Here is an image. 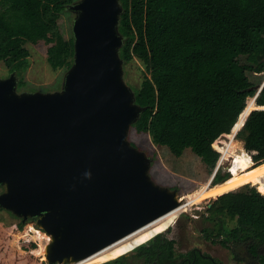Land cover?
<instances>
[{
	"label": "trees",
	"instance_id": "obj_1",
	"mask_svg": "<svg viewBox=\"0 0 264 264\" xmlns=\"http://www.w3.org/2000/svg\"><path fill=\"white\" fill-rule=\"evenodd\" d=\"M74 1L0 0V62L9 72L21 76L28 67L27 42L47 44L53 70L71 66L73 39L62 36L58 19ZM120 3L119 56L124 64L136 59L144 67L133 91L144 110L130 128L147 133L153 144L167 147L177 158L189 149L211 174L220 157L212 144L230 133L247 98L256 92L258 84L247 73L264 72V0ZM24 85L20 78L17 87ZM236 138L244 149L237 153V170L247 169L234 179L232 172L217 170L210 183L216 198L202 216L210 225L200 230L212 243L233 252L242 249L241 261L248 256L253 264H264V86ZM23 224L8 227L0 221V264H46L13 246ZM169 228L154 227L86 264H135L127 260L129 252L143 264H222L207 253H177L175 240L164 235ZM21 247L32 250L35 243Z\"/></svg>",
	"mask_w": 264,
	"mask_h": 264
},
{
	"label": "water",
	"instance_id": "obj_2",
	"mask_svg": "<svg viewBox=\"0 0 264 264\" xmlns=\"http://www.w3.org/2000/svg\"><path fill=\"white\" fill-rule=\"evenodd\" d=\"M66 9L73 59L60 89L17 92L15 71L0 78V208L49 236L46 264H77L182 201L151 179V158L128 139L144 108L123 78L120 0Z\"/></svg>",
	"mask_w": 264,
	"mask_h": 264
},
{
	"label": "rangeland",
	"instance_id": "obj_3",
	"mask_svg": "<svg viewBox=\"0 0 264 264\" xmlns=\"http://www.w3.org/2000/svg\"><path fill=\"white\" fill-rule=\"evenodd\" d=\"M76 1V0H75ZM74 14L65 10L60 14L58 19L59 30L65 39H69L72 36L71 24ZM25 47L29 51L28 57V67L25 71L18 76V79H23L25 85L22 87H17V92H53L57 91L61 87L63 76L66 69L53 70L48 62L46 56L47 44L44 41H39L37 44H32L27 42ZM241 61L244 62L245 59L241 57ZM8 68L3 62H0V78L4 79L9 76ZM144 67L138 60L134 59L132 62L124 64L123 63V78L128 86L134 91L137 89L143 79ZM249 79L255 84H261L264 82V72L262 73H247ZM254 96V95H253ZM234 133V138L236 134ZM129 141L139 150L145 152L152 160L151 167L149 170V175L151 179L158 185L177 188L179 196L184 197L188 193L194 192L201 188L203 184L208 183L209 195L205 199L198 203L192 204L187 208H182L177 211L171 217L161 220L157 224L150 226L148 229L132 236L125 237L122 240L117 241L113 245L109 246L107 249L101 253L95 255L91 259L79 263L86 264L94 259L114 252L115 250L125 247V245L135 239L136 237L148 232L154 227L161 226L164 224L169 225V229L164 232L165 237L172 238L175 240V251L177 253H185L191 249L197 248L203 253H207L212 257L219 260L222 264H253L252 259L246 256L245 261H241L240 258H244V253L242 249L237 248L235 252L231 249L222 246L219 243H212L210 240H206L203 237L201 228L203 226H209V223L202 222V216L206 215V210L210 206L211 202L216 198V193H214L215 186L209 184L211 174L207 170L206 166L201 162V160L194 155L189 149H186L181 157H175L169 149L165 146H157L152 143L150 135L147 133H138L134 128H130L128 134ZM230 142V138L225 135H221L212 144L213 148L220 153V149H224L226 145ZM241 142V149H238L235 155L226 160L220 161L218 159L219 170L222 172L228 171L233 173V179L239 178L243 175V172L247 168H239V159H237V153H244L243 142ZM236 186V184H231V187ZM252 186V185H251ZM255 187V186H254ZM256 188V187H255ZM236 189V188H234ZM0 192H2V187L0 186ZM0 221L3 222L8 227H13L21 222V220L15 217L11 212L0 208ZM35 228L45 234L41 229L35 226L34 221H27L23 224L22 229H29V227ZM17 234H19L17 232ZM16 234L13 246L24 253H31V250L23 251L21 244L24 242L35 243V248L37 247L36 241L30 239L32 236L29 235L28 239L19 238ZM132 235V234H131ZM130 236V235H129ZM34 248V249H35ZM33 250V249H32ZM130 253V252H129ZM127 254V260L131 263L133 261L135 264H143L141 259H136L132 256L133 253ZM34 255V254H32ZM36 256V255H35ZM38 257V256H36ZM41 259L40 257H38ZM249 261V262H248Z\"/></svg>",
	"mask_w": 264,
	"mask_h": 264
},
{
	"label": "bare ground",
	"instance_id": "obj_4",
	"mask_svg": "<svg viewBox=\"0 0 264 264\" xmlns=\"http://www.w3.org/2000/svg\"><path fill=\"white\" fill-rule=\"evenodd\" d=\"M254 105H255L254 96L248 97L246 100V106L244 108V111L242 112L241 116L237 120L236 124L232 127L230 133L223 134V135L228 136L230 138V142L226 145V147L224 149L219 150L221 153L220 161L233 157L235 155L236 151L238 149H241V146H242L241 142H240V140L234 138L235 137L234 133L236 131H238V129L241 128V126L243 125V123H244L245 119L247 118L249 112L253 109ZM207 189H208V183L203 184L201 186V188L197 189L196 191L188 193L186 196L182 197L181 204L177 208H175L174 210H172V211L168 212L167 214L161 216L160 218H158L157 220H155V221L151 222L150 224L144 226L143 228L135 231L134 233H132V235H130V236L128 235V237H132V236L148 229L150 226L157 224L161 220H164V219L171 217L172 215H174L177 211H179L182 208H187V207L191 206L192 204H198V203L202 202L205 199V197H207L209 195V192L207 191ZM18 233L19 234H17V235L19 238H23V239H27V240L32 239V240L37 242L36 243L37 247L35 249L31 250V254H34V255L40 257L42 260H44L45 259V247L49 241V236L46 234H43L41 231H39L35 228H32V226H30L29 229L27 228V229H25L21 232H18ZM31 233H32V236L30 239H28L29 238L28 236L31 235ZM128 237H127V239H128ZM107 248H105V249H107ZM105 249H103L102 251H104ZM102 251L94 254L93 256H91V257H89V258H87L81 262H78L77 264L83 263V262L91 259L92 257L101 253Z\"/></svg>",
	"mask_w": 264,
	"mask_h": 264
},
{
	"label": "flooded vegetation",
	"instance_id": "obj_5",
	"mask_svg": "<svg viewBox=\"0 0 264 264\" xmlns=\"http://www.w3.org/2000/svg\"><path fill=\"white\" fill-rule=\"evenodd\" d=\"M31 221V220H30ZM170 239V238H169ZM191 250H194V251H197L200 255H202L203 254V252H201L199 249H197V248H194V249H191ZM211 256V255H210ZM212 257V256H211ZM214 258V257H213ZM158 264V263H157Z\"/></svg>",
	"mask_w": 264,
	"mask_h": 264
}]
</instances>
